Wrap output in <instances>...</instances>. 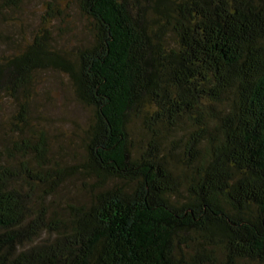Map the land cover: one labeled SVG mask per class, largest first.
<instances>
[{"label": "trees", "instance_id": "16d2710c", "mask_svg": "<svg viewBox=\"0 0 264 264\" xmlns=\"http://www.w3.org/2000/svg\"><path fill=\"white\" fill-rule=\"evenodd\" d=\"M76 1L89 45L68 54L42 28L0 60L17 107L0 264H264V0ZM45 70L91 112L75 167L24 131ZM77 179L85 201L63 197Z\"/></svg>", "mask_w": 264, "mask_h": 264}, {"label": "rangeland", "instance_id": "374dc122", "mask_svg": "<svg viewBox=\"0 0 264 264\" xmlns=\"http://www.w3.org/2000/svg\"><path fill=\"white\" fill-rule=\"evenodd\" d=\"M42 28L50 32L53 47L68 54H75L93 39L89 21L76 0H22L16 8L0 14V60L24 51ZM29 99V128L25 133H44L51 158L78 166L91 112L76 100L69 77L57 70L37 73ZM16 110L14 100L0 95V149L15 141L16 128L11 122ZM82 183L79 179L69 183L63 197L73 202L87 200L88 187Z\"/></svg>", "mask_w": 264, "mask_h": 264}]
</instances>
